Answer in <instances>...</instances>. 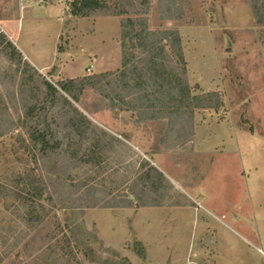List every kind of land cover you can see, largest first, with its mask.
Wrapping results in <instances>:
<instances>
[{
	"label": "rangeland",
	"instance_id": "rangeland-1",
	"mask_svg": "<svg viewBox=\"0 0 264 264\" xmlns=\"http://www.w3.org/2000/svg\"><path fill=\"white\" fill-rule=\"evenodd\" d=\"M21 1L0 0V20L12 22L39 63L58 60L43 73L32 66L41 76L54 84L64 79L57 75L63 63L66 76L87 73L86 67L93 76L92 65L105 64L115 74L100 86L111 96L112 87L118 91L120 16H72L71 0H24L20 7ZM104 1L124 16L145 18L159 36L177 30L185 74L174 65L170 40L161 39L160 60L180 84L187 81L192 96L207 95L210 107L182 116L156 105L152 117L135 111L121 118L119 101L86 87L74 106L87 120L66 106L67 117L53 115L65 126L78 117L80 133L66 126L64 148L82 162L74 166L61 154L47 170L24 147L21 129L0 137V264H264L263 18L252 0ZM2 48L0 42V96L16 120L31 105L32 86L23 85L22 66L16 71ZM128 50L144 56L139 47ZM213 92L217 97L208 96ZM127 123L138 149L129 143ZM48 174L66 194L82 188L87 207L63 208L72 198L50 203L44 193L36 200L43 219L33 231L27 181L47 184ZM63 235L71 243L68 259Z\"/></svg>",
	"mask_w": 264,
	"mask_h": 264
},
{
	"label": "trees",
	"instance_id": "trees-1",
	"mask_svg": "<svg viewBox=\"0 0 264 264\" xmlns=\"http://www.w3.org/2000/svg\"><path fill=\"white\" fill-rule=\"evenodd\" d=\"M260 1L252 0V6L255 14L263 18L264 22V0ZM69 6V14L72 16L89 17L97 12H105L109 15L121 17L119 23L121 70L118 72V76H115L117 78L114 77L118 91L115 87H112L113 96L106 93L101 88L100 83L109 79L111 74L115 73L108 71L93 76L85 75L75 78H64L53 84L24 61L17 47L0 31V42L3 43L2 53L15 65L16 71L22 66L20 68L21 75H23L21 82H23V85L29 83L32 86L31 91L33 93L30 97L32 100L29 102L31 105L24 110L23 117H19L16 120L11 119L9 109L0 96V137L14 129H21L27 136L28 144L24 147L30 149L34 162H39L43 169H49L45 165L51 161L53 166H55L58 162L53 157L61 154L67 159L73 160L72 165L74 166L82 162V158H76L75 155H67L64 148L65 138L70 134V132H67L66 126H68L70 131L80 133L78 132L80 128L78 117L75 115L76 119L71 116L68 119V125L65 126L55 123L54 120L56 119L53 115L57 113L60 116L64 115L67 117V114L61 110V108L66 106L71 108L82 120H87V117L74 106L79 101V96L86 87L97 89L102 92L104 97L111 101H119L126 109L136 111L139 115L147 112L151 113L149 117L153 116L154 112L152 109L156 105L167 114H181L182 116L185 114L192 115L194 108L210 107L207 95L192 96L187 81L185 83L183 81V84H180L175 69L172 66L171 68L166 66L164 60H160L158 50L160 47L158 45L161 43V39L164 38L170 40L171 46L175 49L177 62H174V65L185 74L183 53L177 30H165L159 36L156 32L146 28L144 24L145 18L124 16L125 11H122L121 8H116V6H108L104 0H71ZM166 16L168 17L170 14L167 13ZM131 47H139L144 56L139 58L129 52L128 49ZM58 51H61L60 48H58ZM142 70L143 72H141ZM136 90L140 91L138 92L139 94L134 92ZM127 96H132L133 98L127 101L125 100ZM208 96L217 97V94L213 92ZM87 124L90 125L89 121H87ZM151 168L158 176H162L161 172L155 167ZM46 177L48 179L47 184L43 183V181L42 184H35L34 177L29 178L27 181L30 185L28 191L31 199V203L28 205L31 209L28 213L33 216V218H27V222H33V231H37L39 223L43 219L38 213L39 209H43V206L37 207L36 200L41 199L44 193H46L45 199L50 203H54L55 199L59 203L64 202L66 196L72 198L70 203H64L63 208H75L82 211L87 207L83 205V198L78 194L82 188H75L66 194L57 189L59 187H56L58 186V177L54 178L49 174ZM25 203L26 199H24V205H26ZM63 243L65 244L62 245V255L67 258V254L71 252V243L66 235H63Z\"/></svg>",
	"mask_w": 264,
	"mask_h": 264
},
{
	"label": "crops",
	"instance_id": "crops-1",
	"mask_svg": "<svg viewBox=\"0 0 264 264\" xmlns=\"http://www.w3.org/2000/svg\"><path fill=\"white\" fill-rule=\"evenodd\" d=\"M25 2L26 1L22 0L21 3H20V7H22L25 4ZM11 23L12 22H9V21H6V20L2 21V19H1L0 20V29H1L0 31H2L8 37V40H10L17 47V49L20 51V53L22 55L23 60L27 61L31 66H33L35 69H37L40 73H43L44 71H47L50 67H52L54 65L52 63H57L58 62V60L56 59V60L50 61L46 65H43V64L39 63V61H38V59L36 57V54L32 51L30 46H27L26 44L24 45V43L21 41L20 32L15 27H13V25ZM64 57H66V56H64ZM93 63H91L90 65H92ZM67 64L68 63H63L59 68H57V75H59L58 77L75 78V77L85 76L86 74H90L91 73L90 72L91 71L90 68L86 67V69L88 70L87 73L83 72V73H81L80 75H77V76L76 75L75 76H66L64 74H65V69L67 67ZM97 65L98 64H95V66H96L95 68H94V64L92 65L91 68H93L95 70V71H93V73H102V72H108L109 71V70H107L108 66H106L105 64L100 65L99 67ZM96 68H97L98 71H96ZM98 68H103V70H100ZM116 110L118 112H121L120 113L121 118L123 116L126 117V115L132 116L133 113H135V111L128 110L124 106H122V107H120L119 109H116ZM129 125L130 124H128V123L127 124H123L125 129H130V131H128V132H131V134H132V137L131 136L130 137H131V139H133V141H130L129 143L132 144V146L134 148L138 149L139 145H137L138 144L137 143V139H135L133 137L135 135L136 131L133 130L132 128H130ZM99 126L104 128L105 130L111 132L109 127L107 125H105L104 123H99ZM118 137H120V136L118 135ZM120 138H122V137H120Z\"/></svg>",
	"mask_w": 264,
	"mask_h": 264
}]
</instances>
